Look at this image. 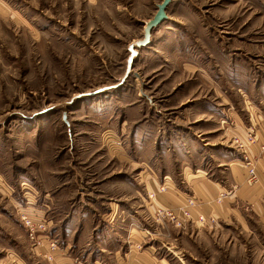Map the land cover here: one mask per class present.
Segmentation results:
<instances>
[{"label": "rangeland", "instance_id": "rangeland-1", "mask_svg": "<svg viewBox=\"0 0 264 264\" xmlns=\"http://www.w3.org/2000/svg\"><path fill=\"white\" fill-rule=\"evenodd\" d=\"M161 1L0 0V264L51 262L20 208L49 222L58 247L64 226L92 223L81 238L97 244L132 224L171 264H264V212L176 227L151 190L187 196L192 174L227 172L235 117L264 106V0H172L137 45Z\"/></svg>", "mask_w": 264, "mask_h": 264}, {"label": "crops", "instance_id": "crops-1", "mask_svg": "<svg viewBox=\"0 0 264 264\" xmlns=\"http://www.w3.org/2000/svg\"><path fill=\"white\" fill-rule=\"evenodd\" d=\"M238 1L240 2V0ZM185 66L190 68L188 67L190 66L189 64ZM193 68V70H199L198 74L201 80L199 85L211 90V86L210 88L208 87V82L212 84L210 80L211 76L203 69L207 67L202 64H195ZM208 68H211V64H209ZM195 74L197 73L195 72ZM212 85L214 86L212 89L213 94L216 96V85H214V82ZM262 97H264L263 90L261 91V100ZM251 105L252 104L248 101L245 106L246 114L238 117L236 116L235 121L233 120L235 122L234 126L244 131L247 127L253 125L259 143L264 144V106L261 108V106L253 105V107ZM232 113L233 112H230V115H232ZM225 122L226 120H223L222 123ZM248 153L256 164L257 180L255 182L248 181L247 170L243 165V156L234 149L226 157V162H223V165L224 163L228 165V169L225 175L221 176V179L214 176L215 171L203 176L197 173L192 174L190 178V181H192V191H184L187 196H193L198 200L200 203V212L205 216H213L215 218L214 223H207L209 226H219L220 219L228 214L236 213L237 208L241 206L246 208L250 207L255 212H264V154L259 152L257 146H251L248 149ZM164 184L166 185V183ZM151 190L154 195L152 210L158 206L177 210L182 204L184 197H186L183 191L181 192L180 189L169 187L168 185H166L164 190H161L158 186H153ZM191 216L196 219V210L194 208H191ZM73 219L74 218H72V221ZM146 227L147 226L144 227L145 229H139L141 227L138 225L131 224L129 227L122 228V230H113L107 236L105 233H102V238L107 237L108 239L101 238L98 240L97 244L95 241L93 243L87 242L84 244L81 238L83 233L88 237L90 230L91 234L95 232L96 226L90 223L89 226H85L84 228L83 221L74 223L70 231L68 227L64 226V228H66L64 234L65 242L60 245L55 252L54 259L44 264H171L169 259L156 254L155 247L152 244L145 243L146 241L154 240L152 236L148 238V235L152 233L149 232V234H147L148 227ZM58 234L59 233L56 232V237H59ZM92 236L94 235H91V237ZM107 240L113 243L112 247H105L104 243H106ZM82 245H84L83 247L86 248V250L81 247L83 256L79 258L76 256L77 254L74 252L76 249L74 248H78ZM91 245L95 248L97 247V253L94 254L91 251L93 248ZM165 247L168 249V246ZM7 257L9 258L10 256L8 255ZM174 257L178 259L179 264H184L181 258L178 256ZM21 264L26 263L23 261Z\"/></svg>", "mask_w": 264, "mask_h": 264}, {"label": "built area", "instance_id": "built-area-1", "mask_svg": "<svg viewBox=\"0 0 264 264\" xmlns=\"http://www.w3.org/2000/svg\"><path fill=\"white\" fill-rule=\"evenodd\" d=\"M232 145L233 149L243 156V165L247 170L248 181L255 182L257 180L256 164L249 155L248 149L251 146H257L259 152L264 154V144L259 143L255 127L251 125L247 127L246 130L235 133L232 137ZM191 208L196 210L197 221L201 223L206 221L210 224L215 222L213 216H205L200 212V203L193 196L184 197L182 204L177 210L158 206L154 208V211L160 219L168 220L176 227H182L188 220L191 221L193 219L191 216ZM18 214L27 231L34 252L37 255L52 261L54 258V252L57 251L59 247L56 241L48 235L50 228L49 222L42 218L38 213L28 210L27 208L18 209Z\"/></svg>", "mask_w": 264, "mask_h": 264}, {"label": "water", "instance_id": "water-1", "mask_svg": "<svg viewBox=\"0 0 264 264\" xmlns=\"http://www.w3.org/2000/svg\"><path fill=\"white\" fill-rule=\"evenodd\" d=\"M171 1L172 0H162L159 4H157V10L152 18L145 24L143 29V38L137 41V45H145L150 41L152 29L166 19V8Z\"/></svg>", "mask_w": 264, "mask_h": 264}]
</instances>
